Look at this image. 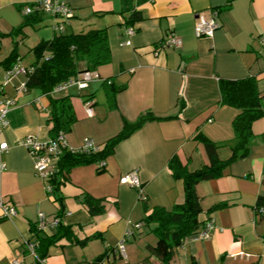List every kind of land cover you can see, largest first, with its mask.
I'll use <instances>...</instances> for the list:
<instances>
[{
	"label": "crops",
	"instance_id": "obj_1",
	"mask_svg": "<svg viewBox=\"0 0 264 264\" xmlns=\"http://www.w3.org/2000/svg\"><path fill=\"white\" fill-rule=\"evenodd\" d=\"M36 1L0 0V84L15 47L22 64L32 67L37 61L34 48L58 36L61 24L64 33L106 28L111 59L92 70L99 77L83 89L74 83L50 94L40 88L20 91L28 78L24 74L4 85L16 103L0 136L10 145L4 155L7 169L0 172V199L18 214L0 218V264H38V237L59 232V224L38 229L40 212L49 222L59 218L72 230V238L49 247L41 264H82L108 248L104 264H163L152 252L157 224L148 225L144 219L155 207L172 209L185 200L184 181L174 176L170 160L176 157L189 171L210 165L205 145L197 138L200 133L218 145L221 160L232 155L233 121L240 110L222 103L220 81L255 79L264 107V0H65L74 12L67 21L43 11L25 14L23 8ZM208 9L218 11L221 25L212 38L198 37V14ZM133 14L140 17L130 23ZM173 33L181 44L162 47ZM87 68L86 60L79 62V70ZM51 97H68L72 104L76 120L66 132L71 150L80 149L86 138L101 148L126 122L145 113L160 119L148 121L119 142L106 158L104 171L98 163L73 167L63 174L58 193H49L47 181L20 142L29 135L42 142L53 137ZM253 133L246 157L233 161L221 176L197 184L201 219L213 220L215 229L207 238L199 233L185 238L171 263L264 264V213L257 210L264 201V117L253 123ZM133 170L146 199L121 183ZM86 196L100 199L103 211L93 215ZM85 238L84 244L75 241ZM30 243L36 245L34 252Z\"/></svg>",
	"mask_w": 264,
	"mask_h": 264
},
{
	"label": "trees",
	"instance_id": "obj_2",
	"mask_svg": "<svg viewBox=\"0 0 264 264\" xmlns=\"http://www.w3.org/2000/svg\"><path fill=\"white\" fill-rule=\"evenodd\" d=\"M140 16L133 14L129 19L133 23ZM62 19V18H61ZM71 19V18H70ZM35 21L29 19L27 22ZM65 21V20H64ZM21 29V28H20ZM51 40L41 41L34 52L37 61L34 63V70L28 75L27 88H40L46 94H50L55 88L85 70H94L98 66L108 62L111 59V49L108 40L107 29H92L81 33H64ZM19 59L17 47L13 49L11 56L5 62L6 68H11ZM86 60L88 68L79 70V62ZM111 83V80H108ZM220 90L222 94V103L235 106L240 113L233 121L235 130V141L232 145V155L227 160H221L218 156V145L202 135H197L201 140L210 158V165L204 166L195 171H189L182 166L176 157H173L169 164L174 167V176L184 181L185 200L183 203L176 204L172 209L165 207H155L151 213L146 215L144 221L150 225L156 223L153 229L158 241L152 252L158 256L163 264H171L175 249L181 246L190 235L198 234L203 228L206 220L201 219L204 213L201 207L200 199L197 194V184L203 180L221 176L224 170L238 158L246 157L249 154L252 139L254 138L253 123L259 118L264 117V107L262 98L257 89L256 80L245 78L241 80H221ZM53 105L51 139H57L61 132L66 133L72 127L76 118L71 113L72 104L68 97L52 98ZM151 112L141 115L134 122H126L123 129L98 151H77L63 147L60 155L57 173L52 181L54 193H58L63 180V174L70 171L73 167L98 163L99 171H104L106 158L111 155L119 142L131 136L136 130L144 126L151 120H158ZM60 200V198H57ZM85 202L93 215L101 213L104 206L100 199L89 196L85 197ZM264 201L260 200L259 205ZM60 214L63 213V206L60 205ZM61 217V216H60ZM39 234V231H37ZM64 237L72 238V230L59 223V232L53 236L40 235L38 249V264L45 259L50 246L58 243ZM73 240V239H72ZM88 239H75L77 243L84 244ZM111 249L108 248L102 255L90 262L82 264H104L109 257ZM196 264V263H194Z\"/></svg>",
	"mask_w": 264,
	"mask_h": 264
},
{
	"label": "built area",
	"instance_id": "obj_3",
	"mask_svg": "<svg viewBox=\"0 0 264 264\" xmlns=\"http://www.w3.org/2000/svg\"><path fill=\"white\" fill-rule=\"evenodd\" d=\"M43 11L49 13L53 16L60 17L65 21L69 20L74 16L73 9L68 5L65 0H37L33 5L26 6L23 8V12L27 15H31L35 12ZM218 11L208 9L202 11L198 14L197 23L195 27L196 35L198 37H209L212 38L215 34V31L220 27L221 23L218 19ZM64 25L61 24L57 27L59 31H64ZM129 33H133V30H130ZM261 43L264 46V34L260 37ZM130 44V41L127 42ZM181 44V40L174 33L169 36L165 41L161 43L162 47L166 46H178ZM34 67H26L22 64L20 58L17 62L9 69H7L5 74L4 84H0V136L4 129L8 126V114L11 108L15 105L16 100L12 97H9L5 93L4 85L8 84L14 77L24 74L28 76L32 73ZM81 76H75L65 82L59 84L55 89L64 90L71 84H77L79 88L83 89L88 86L89 81L94 78H98L99 74L92 70H85ZM20 91L28 90L26 81L22 83L19 88ZM87 111L89 114H92L93 109L90 103ZM29 151L30 155L35 161V169L38 175L47 181L46 188L47 191L53 192V179L57 173V165L62 153L63 147H67L66 133L61 132L57 139H50L49 141L42 142L34 136H27L21 142ZM10 145L8 142L1 140L0 137V172H3L7 169V162L4 159V155L9 151ZM100 147L90 139L86 138L80 149L77 151H98ZM100 165H104L102 162ZM121 183L128 184L136 188L139 192L141 198L146 199L147 196L144 193L143 183L139 177L137 170L130 171L121 177ZM257 210L260 213H264V204L257 206ZM18 214L17 209L14 206L7 205L0 199V218H12ZM60 223V219L56 218L53 221L49 222L45 213H39V219L37 227L39 230L45 229L49 224L57 226ZM140 224L137 225L139 227ZM215 229V223L213 220H208L204 228L199 232V237L207 238L210 235V232ZM132 231H127V236H130ZM35 244L30 243L29 248L34 252ZM125 249L124 244H120V250L123 252ZM12 264H19L18 261H13ZM175 264V263H171Z\"/></svg>",
	"mask_w": 264,
	"mask_h": 264
}]
</instances>
